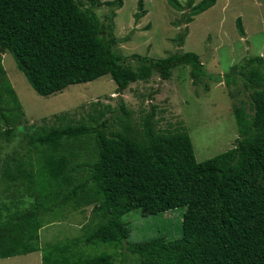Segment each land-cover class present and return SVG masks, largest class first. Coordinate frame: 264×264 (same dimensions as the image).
Segmentation results:
<instances>
[{
    "label": "trees",
    "instance_id": "1",
    "mask_svg": "<svg viewBox=\"0 0 264 264\" xmlns=\"http://www.w3.org/2000/svg\"><path fill=\"white\" fill-rule=\"evenodd\" d=\"M87 1L91 7L114 2L121 7L120 0ZM166 1L180 8L178 0ZM214 2L201 0L192 11L198 14ZM138 6L137 18L144 14L141 0ZM113 16L111 9L110 21L100 22L76 0H0V61L1 54L9 52L29 85L42 96L106 74L114 80L116 92L122 93L131 82L147 79L154 72L167 79L171 69L184 64L190 66L194 83L209 78L192 51L159 59L132 54L137 61L134 68L128 57L113 50L118 41L111 31ZM236 25L242 32L240 18ZM183 36L178 35L180 41ZM237 73L250 91L253 113L246 119L243 109L236 107L235 145L201 161L185 131L154 133L148 120L144 139L124 133L108 136L105 123L67 125L31 135L30 142L50 145L53 151L36 172L19 162L14 173H7L9 179L26 183L36 201L0 222V258L40 249L39 228L44 215L53 209L50 206L58 194L55 185L68 184L71 179L65 172L67 159L57 154L59 142L94 133L96 159L90 165L73 166L68 173L86 168L99 201L95 213L100 223L88 234L86 244H119L118 260L106 252L71 259L68 254L74 252L64 245L54 253L46 249L42 264H126L124 248L136 255L134 264H264V53L244 58ZM224 81L230 85L236 77L227 76ZM4 90L9 96L6 102L19 108L8 81ZM0 115L8 118L9 110ZM87 186L88 181L74 185L63 193V203H71ZM179 206L186 207L180 237L127 240L130 231L122 220L125 213L138 208L143 214H156Z\"/></svg>",
    "mask_w": 264,
    "mask_h": 264
},
{
    "label": "rangeland",
    "instance_id": "2",
    "mask_svg": "<svg viewBox=\"0 0 264 264\" xmlns=\"http://www.w3.org/2000/svg\"><path fill=\"white\" fill-rule=\"evenodd\" d=\"M76 1L80 8L92 11L104 23L110 21L108 16L114 9L111 31L118 41L113 50L128 57L134 68L137 61L131 58L132 54L159 59L192 51L198 55L209 78L205 76L194 83L190 66L184 64L171 69L167 79L154 72L147 79L131 82L122 93L116 92L114 80L106 74L42 96L29 85L11 54H1L0 113L9 110L10 115L8 118L0 115V222L12 219L13 213L16 215V211L36 201L26 183L7 176L16 171L19 162H23L26 170L36 172L53 151L50 145L30 142L31 135L67 125L105 123L108 136L124 133L144 139L148 120L154 133L185 131L196 159L201 161L235 145L238 138L236 107L243 109L246 119L253 113L250 91L237 71L244 58L264 53V0H215L211 7L198 14L193 13L192 7L201 0H194L192 5L188 0H178L180 8L172 7L166 0H141L144 14L138 18L139 0H120L119 8L116 2L111 6L91 7L87 0ZM237 18L241 20L242 32L237 28ZM182 34L180 41L178 35ZM227 76H235L236 81L226 85ZM6 81L17 95L20 103L17 109L6 102L9 99L4 90ZM97 153L94 133L59 142L57 154L67 159L65 172L71 179L68 184L55 185L58 194L52 200L53 209L44 215V225L39 228L40 249L0 258V264H42L46 249L54 253L56 247L64 245L74 252L65 251L71 259L106 252L114 256V261L118 260L119 244H86V237L100 223L95 213L99 201L87 180L90 172L86 168L72 169L68 173L69 168L78 164L90 165ZM84 181H88L87 188L65 205L63 193ZM55 208L59 214L55 213ZM185 208L179 206L156 214H143L137 208L125 213L122 220L130 231L127 240L180 237ZM123 253L126 264L135 263V254L125 248Z\"/></svg>",
    "mask_w": 264,
    "mask_h": 264
},
{
    "label": "crops",
    "instance_id": "3",
    "mask_svg": "<svg viewBox=\"0 0 264 264\" xmlns=\"http://www.w3.org/2000/svg\"><path fill=\"white\" fill-rule=\"evenodd\" d=\"M11 257H13V256H11ZM8 258V257H7ZM9 259H11V258H9Z\"/></svg>",
    "mask_w": 264,
    "mask_h": 264
}]
</instances>
